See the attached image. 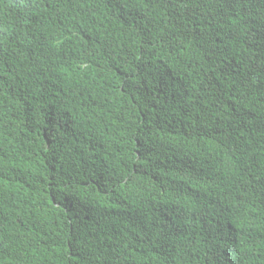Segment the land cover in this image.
I'll use <instances>...</instances> for the list:
<instances>
[{"label": "trees", "instance_id": "16d2710c", "mask_svg": "<svg viewBox=\"0 0 264 264\" xmlns=\"http://www.w3.org/2000/svg\"><path fill=\"white\" fill-rule=\"evenodd\" d=\"M0 264H264V0H0Z\"/></svg>", "mask_w": 264, "mask_h": 264}, {"label": "clouds", "instance_id": "9594fccd", "mask_svg": "<svg viewBox=\"0 0 264 264\" xmlns=\"http://www.w3.org/2000/svg\"><path fill=\"white\" fill-rule=\"evenodd\" d=\"M227 139H228L227 137L222 136L220 134L219 137L212 138L211 141L214 143L221 144L224 141H226ZM186 159H187L186 169L184 171H182L180 174H178V176L175 178V180L173 182L176 181V182H179V184H181L182 182L186 181V183L184 185L199 184L200 186H206V183L209 180V178H208L209 173H208V170L206 169V167L201 166V164H200L201 159H195V158H190V157H187ZM183 186H181V187H183ZM206 191H207V187L205 188L203 193L197 199V203L205 200ZM167 213H168V215L166 216L165 228H166V232L168 234V237L172 236V235H176V237H179V232H180L179 221L181 219L178 217V210L174 204V201H172V203L169 205ZM185 223L187 225L190 223L196 224L200 227H202L204 225L202 223H199L198 221L185 222ZM195 236L196 235L192 236L193 241H194ZM194 249H195V243H194Z\"/></svg>", "mask_w": 264, "mask_h": 264}]
</instances>
